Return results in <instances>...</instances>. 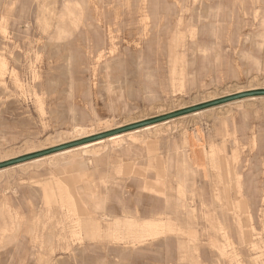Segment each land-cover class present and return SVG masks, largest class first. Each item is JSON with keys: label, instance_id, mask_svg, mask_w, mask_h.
I'll return each mask as SVG.
<instances>
[{"label": "rangeland", "instance_id": "1", "mask_svg": "<svg viewBox=\"0 0 264 264\" xmlns=\"http://www.w3.org/2000/svg\"><path fill=\"white\" fill-rule=\"evenodd\" d=\"M94 2L83 18H69L65 0H0V164L86 141L0 169V264H181L177 234L151 241L129 263L116 257L123 245L112 242L106 229L75 243L71 215L87 213L83 202L72 210L75 203L65 191L48 205L44 190L76 171L84 173L77 186L89 185L95 197L107 198L113 213L122 214L123 206L150 212L155 203L141 202V186L165 192L175 205L186 159L199 173L190 176L191 184L199 182L209 202L215 188L220 197V210L191 193L181 197L196 217L199 264H249L256 245L264 250V95L98 137L264 91V0ZM103 47L106 55L98 60ZM221 214L228 216L243 256L231 249L219 253ZM167 244L174 247L172 257Z\"/></svg>", "mask_w": 264, "mask_h": 264}, {"label": "bare ground", "instance_id": "2", "mask_svg": "<svg viewBox=\"0 0 264 264\" xmlns=\"http://www.w3.org/2000/svg\"><path fill=\"white\" fill-rule=\"evenodd\" d=\"M95 0H65V2L68 3L66 5L67 9V17L71 18L73 16L79 15V17H84L85 11L88 7V5L94 2ZM147 1V0H146ZM239 1V0H238ZM253 1V0H252ZM143 2V1H142ZM251 4V3H250ZM95 5V4H94ZM259 5V4H258ZM65 7V6H64ZM254 7V6H253ZM256 8V5H255ZM144 9V8H143ZM254 10V9H253ZM257 10V9H256ZM258 12V11H257ZM256 12V13H257ZM143 13V12H142ZM213 13V12H212ZM242 13V12H241ZM260 13V12H259ZM2 14V13H1ZM220 14V13H219ZM254 14V13H252ZM258 14V13H257ZM259 15V14H258ZM264 15V14H263ZM2 16V15H1ZM61 16V15H59ZM144 20L143 25L145 28L147 27V21H148V15L144 14ZM77 18V17H76ZM264 18V17H263ZM10 19V18H9ZM78 19V18H77ZM5 20V19H4ZM179 23V22H178ZM59 24V23H58ZM89 24V23H88ZM264 26V25H263ZM81 27V26H80ZM56 28V27H55ZM2 29V28H1ZM57 29H59L57 27ZM84 29V28H83ZM56 30V29H55ZM60 30V29H59ZM193 30V29H192ZM57 31V30H56ZM55 31V32H56ZM264 31V30H263ZM77 33V32H76ZM185 33V32H184ZM190 33H192L190 31ZM189 33V34H190ZM194 33V32H193ZM195 34V33H194ZM197 34V32H196ZM55 35V34H54ZM53 35V37H54ZM263 35V34H262ZM70 36V35H69ZM189 36V35H188ZM241 36V35H240ZM56 37V36H55ZM185 37V36H184ZM57 38V37H56ZM70 38V37H69ZM68 39V38H67ZM71 39V38H70ZM187 39V38H186ZM192 39V38H191ZM65 40V39H64ZM115 37H111L110 41H114ZM175 40V39H174ZM53 41V40H52ZM70 41V40H69ZM241 41V39H240ZM54 42V41H53ZM62 42V41H61ZM66 42V41H65ZM64 43V41H63ZM56 44V43H55ZM4 47V46H3ZM2 48V47H1ZM5 48V47H4ZM6 49V48H5ZM4 49V50H5ZM109 50L108 53L110 55H114L115 53V46L111 45L110 47H107ZM106 47H103L101 49L102 52L98 54V60H101L106 55ZM262 50V49H261ZM200 51V50H199ZM1 54V53H0ZM2 55V54H1ZM109 55V56H110ZM207 55V54H206ZM209 55V53H208ZM6 56V55H5ZM172 56V55H171ZM205 56V55H204ZM5 58V57H4ZM107 58V57H106ZM1 59V58H0ZM3 59V58H2ZM108 59V58H107ZM174 59V58H173ZM172 59V61H173ZM6 60H8L6 58ZM252 61V60H251ZM263 61V60H262ZM7 62V61H6ZM174 63V62H173ZM255 63V62H254ZM172 64V63H171ZM6 64H4L5 66ZM256 65V64H254ZM258 65V64H257ZM259 66V65H258ZM257 66V67H258ZM263 66V65H262ZM9 68V67H8ZM260 68V67H259ZM262 68V67H261ZM257 69V68H256ZM173 70V69H172ZM176 70V69H175ZM12 72V70H11ZM10 72V73H11ZM173 73V72H172ZM263 73V72H262ZM18 75V74H15ZM14 75V76H15ZM22 75V74H21ZM20 75V76H21ZM35 75V74H34ZM38 75V74H37ZM178 75V74H177ZM13 76V75H12ZM17 77V76H16ZM14 77V78H16ZM19 77V76H18ZM38 77V76H37ZM181 78V77H180ZM18 79V78H17ZM16 79V80H17ZM19 80V79H18ZM185 81V80H184ZM24 82V81H23ZM181 82V81H180ZM2 83V82H1ZM3 83H6L4 81ZM2 83V84H3ZM183 84V83H182ZM9 87V86H8ZM5 89V88H4ZM26 89V88H25ZM6 90V89H5ZM11 90V89H10ZM11 93V92H10ZM23 93V92H20ZM24 96V94H22ZM157 126V125H156ZM84 130V128H83ZM138 132V131H137ZM81 134V133H80ZM94 135V134H93ZM134 135V134H133ZM127 136V135H126ZM125 136V138H126ZM237 136V135H236ZM89 137V136H88ZM128 137V136H127ZM131 137V136H130ZM128 137V138H130ZM169 137V136H168ZM119 137H112L109 139V141H115ZM132 139V138H131ZM130 139V140H131ZM237 139V138H236ZM143 140V139H142ZM148 140V139H147ZM118 141V140H117ZM233 141V140H232ZM122 142V141H121ZM124 142V140H123ZM127 142V141H126ZM133 142V141H132ZM141 142V141H140ZM143 142V141H142ZM170 142V141H169ZM231 142V140H230ZM100 143V142H99ZM106 143V142H105ZM129 143V142H128ZM234 144V143H233ZM104 145V144H103ZM106 145V144H105ZM127 145V144H126ZM96 146V145H95ZM108 146V145H107ZM106 146H104L105 148ZM119 147V146H118ZM124 147V146H123ZM126 147V146H125ZM139 147V146H138ZM175 147V146H174ZM79 148V147H78ZM103 148V149H104ZM108 148V147H107ZM122 148V147H121ZM100 148H97V151ZM110 149V148H109ZM142 149V148H141ZM173 149V148H172ZM171 149V150H172ZM93 150V149H92ZM96 150V149H95ZM94 150V151H95ZM118 150V149H117ZM88 151V150H87ZM103 151V150H102ZM145 151V150H144ZM240 151V150H239ZM77 152V151H76ZM91 152V151H90ZM96 152V151H95ZM65 154V153H64ZM96 154V153H95ZM100 154V153H98ZM240 154V152H239ZM91 155V154H90ZM111 156V155H110ZM150 158V157H149ZM152 158V157H151ZM110 159V158H109ZM117 159V158H116ZM123 160V159H122ZM184 162L183 168L181 169L178 174V183H177V189H178V195L179 198L176 201L175 205L172 204V200L167 197V194L165 192L160 191H149L147 190L146 183L143 181V185L141 186V194L143 198L141 199L142 203H146L148 200H152L155 203V206L152 207L150 212H146L145 210H141L138 208V206L132 210L129 209L127 206H123V213L122 214H116L113 213L114 211L112 209H109L107 204V198L98 199L95 197V193L92 191L91 187L86 186L85 188H79L77 185L82 181L83 174L80 172H70L67 177L63 181H56L52 182L51 185H49L48 188H45L44 190V196H45V202L50 205L51 203L57 201V197L60 196L63 192H66L69 195V199L74 202V206H72V210H78V200L83 202V209L87 212L85 215L78 214H72L71 217L74 218V220L71 222L72 224V233H73V241L75 243H83V240L87 238L86 236L93 230L94 232L98 233L100 235V231L103 229L107 230L108 236L111 238L112 242L116 243L117 245H123L122 249L116 253V257H118L119 261H124L126 263H129L130 260H133L137 257L136 253L139 252L145 245L150 243L151 241L154 242V240H158L161 237L166 238V236L177 234V251L179 254L180 260L183 261H189L191 264H199L200 258H202V250L201 246L198 245V239L196 236L197 231L195 230V226L197 224L196 217L194 214L188 210L187 206L185 205L184 201L181 199V197H184L187 193L193 194L194 197L199 198L201 201H203L204 205L212 204L214 208H217L216 210H220L219 207H217L218 203L220 202L219 197V189L215 188L214 192V200L209 202L208 199L205 197L204 190L199 187L200 183H193L191 184V180L189 179L191 175H198L199 173L191 168L189 165V160ZM150 161V159H149ZM148 161V162H149ZM89 163V162H88ZM133 163V162H132ZM92 164V162H91ZM131 164V163H129ZM151 164V162H150ZM114 165V164H112ZM149 165V164H148ZM164 165V164H163ZM167 165V164H166ZM111 166V165H110ZM118 166V164L116 165ZM150 166V165H149ZM148 166V167H149ZM182 166V165H180ZM134 167V166H133ZM147 167V168H148ZM138 168V167H136ZM146 168V169H147ZM111 173V170H110ZM115 173V172H114ZM151 173V172H149ZM147 173V174H149ZM89 174V173H88ZM92 174V173H91ZM121 174V173H120ZM135 174L140 176L139 172H135ZM153 174V173H152ZM163 175L160 171L157 172V178L154 181L155 184L160 185V177ZM93 176V175H92ZM117 176V175H116ZM103 177V176H102ZM105 177V176H104ZM114 177V176H112ZM111 177V178H112ZM193 177V176H192ZM88 178V176H87ZM108 178V177H106ZM116 178V177H115ZM121 178V177H120ZM132 178V177H131ZM135 178V177H134ZM119 179V178H118ZM137 179V178H136ZM107 180V179H106ZM90 181V180H89ZM92 181V179H91ZM96 181V180H95ZM84 182V181H83ZM98 182V181H97ZM107 182V181H106ZM86 183V182H84ZM100 183V182H99ZM101 184V183H100ZM239 184L240 186L243 185V176L239 175ZM83 187V186H82ZM100 187V186H99ZM128 192V191H127ZM99 196V195H98ZM7 197V195H6ZM107 197V196H105ZM125 198V197H124ZM58 202V201H57ZM2 203V202H1ZM10 204V203H9ZM43 204V203H42ZM95 204V209H92L91 206ZM30 205V204H29ZM1 206V204H0ZM3 207V206H2ZM1 207V208H2ZM7 207V206H6ZM0 208V209H1ZM9 208V207H8ZM31 208V207H30ZM10 209V208H9ZM11 210V209H10ZM18 210V209H17ZM41 210V209H40ZM61 210V209H60ZM97 210L95 214H93V211ZM110 210V211H108ZM4 212V210H3ZM7 211H5L6 213ZM19 212V210H18ZM9 213V211H8ZM32 213V212H31ZM29 213L30 215H32ZM36 214V213H35ZM147 214V215H146ZM17 215V213H16ZM23 215V214H22ZM34 215V214H33ZM2 216V213H1ZM0 216V218H1ZM7 216V215H6ZM41 216V215H39ZM38 216V217H39ZM84 216V217H83ZM17 217V216H13ZM30 217V216H29ZM36 217V216H35ZM3 218V217H2ZM9 218V217H8ZM21 218V217H20ZM24 218V217H22ZM26 218V217H25ZM37 218V217H36ZM84 220H83V219ZM11 219V218H10ZM15 219V218H13ZM17 219V218H16ZM27 219V218H26ZM5 220V219H4ZM12 220V219H11ZM3 221V219H2ZM10 221V220H9ZM9 221L7 223H9ZM29 221V220H28ZM27 221V222H28ZM35 221V220H34ZM5 221H3L2 224H4ZM11 222V221H10ZM13 222H15L13 220ZM31 222V221H30ZM29 222V223H30ZM217 226H218V233L222 237L221 241V247L218 249L219 253L222 256L227 255L228 250L231 249L235 256L238 257L239 252H242V256L244 255V251L242 248V245L238 242V240L235 238L233 231L230 230V222L228 220V216L221 214L217 218ZM25 223V222H24ZM28 223V224H29ZM6 224V223H5ZM10 224V223H9ZM58 225H63V221H59L57 223ZM88 225L89 229L86 230V228H82V225ZM7 225V224H6ZM12 225V223H11ZM16 225V224H15ZM26 225V224H25ZM24 225V226H25ZM44 225V223H43ZM23 226V227H24ZM41 226V225H40ZM105 228H103V227ZM8 227V226H7ZM13 227V225L11 226ZM27 227V226H25ZM19 228V227H18ZM17 228V229H18ZM21 228V226H20ZM30 228V226L28 227ZM33 228V227H32ZM81 228L83 230H81ZM9 228H7V233ZM16 229V230H17ZM101 229V230H100ZM14 230V229H13ZM19 230V229H18ZM32 230V229H31ZM25 231V230H23ZM28 231V230H27ZM27 231L23 232L24 234ZM13 232V231H12ZM30 232V230H29ZM22 233V234H23ZM264 233V229H263ZM18 234V233H16ZM15 234V235H16ZM23 234V235H24ZM8 235V234H7ZM97 235V234H95ZM13 236V234H12ZM11 236V237H12ZM20 235L18 234V237ZM22 236V235H21ZM25 236V235H24ZM101 236V235H100ZM6 237V235H5ZM94 240L96 237L94 236ZM168 237V236H167ZM10 238V237H9ZM30 238V237H29ZM93 238V237H92ZM13 239V238H12ZM31 239V238H30ZM43 239V238H42ZM98 239V238H97ZM3 240V239H2ZM44 240V239H43ZM86 240V239H85ZM84 240V241H85ZM89 240V239H88ZM102 240V239H101ZM9 241V239H8ZM33 241V240H31ZM53 241V233L49 232V238L47 239V243L49 245L52 244ZM100 241V240H99ZM237 241V242H236ZM2 242V241H1ZM6 243H8L6 241ZM10 243V241H9ZM45 243V242H44ZM11 244V243H10ZM2 245V244H1ZM7 246V245H6ZM77 246V245H76ZM1 247V246H0ZM46 248V247H45ZM167 255L168 257H172L174 247L167 244ZM255 251H257L256 255H252L249 257V264H264V250L262 247L256 245ZM240 252V253H241ZM232 254V253H231ZM230 254V257H231ZM229 255V254H228ZM233 255V254H232ZM235 257V258H236ZM245 257V256H244ZM246 258V257H245ZM233 259V258H232ZM231 259V260H232ZM238 259V258H237ZM234 259V260H237ZM246 260V259H245ZM23 261V260H22ZM180 261V262H181ZM224 261V260H223ZM228 261V260H227ZM244 261V260H243ZM242 261V262H243ZM181 262V264H182ZM231 262V261H229ZM236 262V261H235ZM246 262V261H245ZM23 262H20V264ZM189 263V264H190ZM225 263V262H224ZM223 264V262H222ZM232 264V263H231ZM239 264V263H237Z\"/></svg>", "mask_w": 264, "mask_h": 264}, {"label": "water", "instance_id": "3", "mask_svg": "<svg viewBox=\"0 0 264 264\" xmlns=\"http://www.w3.org/2000/svg\"><path fill=\"white\" fill-rule=\"evenodd\" d=\"M258 95H264V91H257V92H249V93H245V94H240V95H237L235 97H231L229 99H225V100L218 101V102H215V103H211V104H208V105H204V106H201V107H196V108H193V109L181 112V113L172 114V115H169L167 117L159 118V119L152 120V121L143 122V123L136 124V125H133V126H129V127H126V128L120 129V130H116L114 132H110V133L101 135L98 138L111 137L113 135H117V134L125 132V131H129V130L137 129V128H140V127H143V126L151 125V124H153L155 122H159V121L167 120V119H170V118H174V117H177V116H179L181 114L194 112V111H197V110H200V109H203V108H207L208 106L215 105V104H220L222 102H226V101L233 100V99H236V98H241V97H245V96H258ZM84 142H86V141H83V142H80V143H76V144H72V145L65 146V147H61V148H56V149H53V150H50V151H47V152H41V153H38V154L26 156V157H23V158H20V159L8 161V162L0 164V169L9 167V166H12V165H15V164L23 163V162L32 160L34 158L42 157V156H45L46 154H49L51 152L60 151V150H63L65 148H69L71 146H76L78 144H82Z\"/></svg>", "mask_w": 264, "mask_h": 264}]
</instances>
